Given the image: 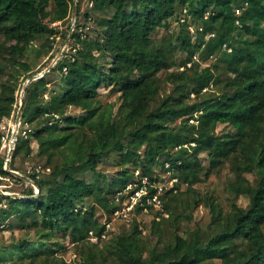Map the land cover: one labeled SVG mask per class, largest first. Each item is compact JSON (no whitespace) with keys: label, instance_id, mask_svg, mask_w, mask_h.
<instances>
[{"label":"trees","instance_id":"trees-1","mask_svg":"<svg viewBox=\"0 0 264 264\" xmlns=\"http://www.w3.org/2000/svg\"><path fill=\"white\" fill-rule=\"evenodd\" d=\"M80 1L77 0L75 24L69 37V42L78 44L72 54L73 61L65 63L66 55H62L47 72L31 79L23 88L20 123L29 126L36 121L37 127L32 130L29 126L21 149L29 154L33 138L39 155L50 162L57 154L60 162L52 167L48 178L35 179L28 175L38 188L37 195L33 196L30 184H22L24 197L0 195L17 209L22 221L26 218L35 222L39 216L45 229L40 234L41 244H25L21 247L22 255L34 258L47 253L49 257L40 258L37 264H57L56 250L45 241L60 233L74 245L89 244L81 264H91L96 243L107 238L113 259L108 264H206L209 259H219L221 264H264V0H93L92 8L109 14L98 20L99 30L94 36L83 38L77 34ZM72 2L0 0V36L13 43L8 47L7 60H0V71L7 74L0 81V119L12 111L16 82L33 77L52 61L55 52H51L52 34H59L61 40L67 37L69 26L59 32L49 28L44 19L69 18ZM191 2L190 21L199 23L209 11L213 37L205 41L197 34L193 40L186 38L179 43L167 38L161 48L155 47L150 34L158 27H167L172 16L180 14ZM235 8L239 9L237 16L233 15ZM83 15L91 20L88 13ZM44 35L49 38L47 56L32 69L23 59L24 52L31 40ZM223 44L230 47L229 52L222 50ZM178 48L185 52L184 59L191 61L190 68L170 72L167 77L172 88L159 98L158 73L173 65L171 55ZM194 54L202 61L209 56L218 57L210 72H205V68L192 60ZM99 57L104 58V63L98 61ZM63 67L66 71L60 74V89L52 91L48 98L49 106L58 108L55 117L52 108L41 100L47 90L46 76L55 69L62 71ZM218 68L229 74L222 91L203 95L202 88L210 81L217 82L214 70ZM108 85L119 92V104L114 111L112 106L101 109L96 102L98 88ZM190 93L195 94L192 101H188ZM68 106L85 112L67 115ZM198 110L201 111L199 122L194 129L186 116ZM218 123L229 124L232 129L215 134ZM185 130H193L190 141L194 146L181 147L190 142ZM117 145L120 166L115 176L102 183L97 177L88 180L84 173L90 171L93 177L96 163ZM171 145H180V153L190 149L191 156L184 157L179 164L176 159L170 161L173 176L187 181L188 191L201 180L200 174L206 177L228 161L234 173L230 188L248 196L247 206L232 205L230 212L223 214L209 197L193 199L194 205L202 202L208 208L215 232L204 240L198 230L187 236L175 233L172 241L148 254L144 253L136 219L129 228H122V233L114 229L107 237H99L104 229L101 218L96 216L94 205H84L83 201L91 197L110 218L114 192L136 170L141 175L154 174L152 164L168 153ZM202 150H207V167L197 157ZM17 152L15 147L11 151L8 162L11 170H15L11 157ZM130 158L136 161L134 165ZM3 162L0 159V178L16 180L4 169ZM245 172L256 175L254 184L248 181ZM178 190L175 193L168 190L162 195L164 210L172 220L177 200H188ZM8 215L6 208L0 209V219ZM159 222H152L151 231L159 228ZM89 231L96 236L95 241L88 238Z\"/></svg>","mask_w":264,"mask_h":264},{"label":"rangeland","instance_id":"rangeland-1","mask_svg":"<svg viewBox=\"0 0 264 264\" xmlns=\"http://www.w3.org/2000/svg\"><path fill=\"white\" fill-rule=\"evenodd\" d=\"M74 2V0H73ZM72 2V6H73ZM77 4V3H76ZM246 6V3L243 4ZM71 6V7H72ZM243 6V7H244ZM50 7H52V4H50ZM185 8L187 9V12L182 16L181 14L176 13L172 18L170 19V22L167 27H158L156 28L151 34L150 38L155 47L161 48L164 43V39L171 38L172 41L179 43L180 41L186 39V38H194L195 35H202L205 38V41L210 40L213 36H209L211 33L209 30L211 23H210V17L209 11H206L204 13L202 21L199 23H192L191 16H189V13L193 9V3H187ZM80 9L81 13L78 19V26H77V34L81 38H83L85 35L87 37L94 36L95 33L99 30V26L97 24L98 20L101 17H107L108 12L107 11H96L94 8L90 7L88 4V0H81L80 1ZM233 10V15H234ZM84 13H88L89 16H91V20L88 18L85 19ZM239 14V13H238ZM237 14V15H238ZM234 15V16H237ZM71 17V15H70ZM183 17V21L180 20V18ZM48 18L44 19V22L47 24L50 22ZM184 23V25H181ZM70 20L69 18H64L61 22V29H57L59 31L64 30L69 26ZM201 27L202 29H199ZM78 28H81V31L78 30ZM70 30V28H69ZM69 32V31H68ZM71 34V33H70ZM58 34L54 33L52 34V51H54L55 46L62 45L65 43V40H61V37L59 39L57 38ZM70 37V36H69ZM68 37V41H69ZM48 35H44L41 37H37L33 40H31L27 48L24 52L23 59L30 64L31 68L34 69L37 65H39L42 60L47 56V50H48ZM74 41L68 42L73 43ZM13 44L12 41H5L2 36H0V60L5 61L8 58V47L9 45ZM222 50H226L227 52L230 51V47L227 46V44L222 45ZM68 53V52H67ZM66 53V55H67ZM218 56L213 55L209 56L207 60H200L197 54H194L192 56V60L197 61L199 63L200 68H205V72H210L211 68L213 67L214 62H216ZM69 57L66 56V62L69 63ZM171 60L173 62V65H171L170 68L167 70H162L158 73L159 82H158V97H165L169 91L172 88V82L168 80V74L170 72H180L186 69L190 68L191 61H186L185 58V52L180 50L179 48L174 50L173 54L171 55ZM22 60V59H21ZM98 61L100 63H104V58L99 57ZM64 73V71L59 70H53L51 71L47 76V90L43 93L41 103L46 105L47 107H50L48 104V98L52 91H58L61 86V80H60V74ZM215 79L217 82H209L207 86L201 89V93L203 95L208 94H219L223 89V84L227 80L229 74L225 73L221 70V68H218L217 70H214ZM7 74L5 71H0V81L4 80L6 78ZM24 82L19 81L16 82L15 89H14V103L12 106V111L9 116H2L0 119V133L1 135L8 129V132H10L11 126L15 123V116L16 112L18 110V107L20 105V100L22 101L23 96V88L26 86ZM194 93L189 94L188 101H192L195 96ZM119 92L117 89L111 85L108 86H101L98 88L97 96H96V102L99 104L100 108H108L109 106H112L113 111L116 109V107L119 104ZM22 104V103H21ZM52 108L54 112V116L57 117V109L56 107H50ZM82 109L68 106L65 109V114L67 115H79L82 114ZM201 111H195L192 116H186L188 124H192L194 126V129L198 126V115ZM178 123V120L175 122ZM1 125H4L6 128L5 130L1 129ZM32 130H34L35 127H37V122H33L31 125H29ZM29 126L27 124H21L19 130L16 135V141H15V148H18V152L16 155L12 158L11 164L12 167L17 170L20 173H23L25 170V167L27 164L36 167L39 166L40 173H38L39 178H48L49 172L51 171L52 167L54 165L59 164L60 157L57 154H54L53 159L48 162L46 157L44 155L38 154V145L33 138L30 142V152L29 154L24 153V151L21 149L24 144V139L29 134ZM231 126L226 123H218L215 127V134H221L225 133L229 130H231ZM24 131V132H23ZM185 133L188 135V141L191 140V137L193 135V130H185ZM1 135H0V159L5 160L7 156V152L5 149L1 148ZM188 146H194V142L190 141L187 142L181 147ZM143 147H140L139 151L142 152ZM180 145H171L169 147L168 153H165L161 156H159L158 160L152 164L153 171L155 172H161L160 168L164 165V162L171 161L176 159V163H180L184 157H189L190 149L187 150L186 153H180ZM120 146L117 145L115 150L109 152V154L106 157H103L99 160V162L95 165V172L92 177V173L89 171L85 172L84 174L87 176L88 180H94L97 177V181L102 183L104 179H108L110 177L115 176L116 170L119 168L120 165H118V162L120 160ZM207 150H202L198 155V160L201 163L202 166L207 167ZM11 156V154H10ZM125 158H129L127 155L124 156ZM132 165L135 164V160L130 158ZM163 161V165H161V162ZM131 168L132 166L129 165ZM8 164H7V168ZM7 171V170H6ZM164 173V171H162ZM82 175V174H80ZM245 176L248 179V181L251 184L255 183L256 175L251 172H245ZM201 180H199L196 183H193L191 185L192 190L188 191L189 183L187 181H183L180 177H178V180L182 182L179 186V190L181 194L184 195L183 198H185L187 195V202L184 201H178L174 204V216L175 219L172 220V217H167L163 220H161L160 226L155 231H151V224L152 222H145L144 223V233H141L142 241H143V247H144V253L148 254L153 250H158L161 248V245L163 243H168L172 241L173 235L175 233L177 234H183L185 236L190 235L191 232L194 230H198L200 232L201 238L204 240L208 236L212 235L215 232L214 225L210 221V212L208 211V208L204 205V203L196 204L194 205L193 199H200L203 200L204 197H209L214 202H216L222 213L226 214L229 213L231 210L232 205L245 207L248 204V196L246 194L237 193L230 188L231 181L234 179V173L232 172L231 163L228 161L223 162L218 168L213 170L211 173H209L206 177L203 176V174H200ZM0 182L4 185H8L11 182L10 180H7L5 178H0ZM23 186L19 185L18 181H15L12 179V185L7 188L9 191H12L15 193V197H24L22 190ZM8 191V190H7ZM17 194V195H16ZM42 199H45V195L41 196ZM84 205H94L95 206V213L96 216L102 218L103 212L99 208V206L94 203L93 199L91 197L87 198L86 201H83ZM6 209L9 211L10 215L6 216L4 219H0V264H29L28 261H33L31 264H37L40 263V258L46 257L47 253H41L39 256L33 257H24L22 255L21 247L25 246V244L29 243H35V244H41L42 241L40 239V234L45 232V229L42 227L40 223L39 216H36L35 222H32L30 219H24L23 221L19 218L18 211L14 207L7 205ZM119 231L122 233L123 229L120 228ZM108 239V238H107ZM103 240L96 243L95 248L93 249L95 255L93 260L91 261V264H108L111 261H113L108 248L110 245V238L107 240ZM48 246H51L53 249H55V256H56V262L57 264H81V257L83 254H85L89 249V244H78L74 245L69 241L68 237H64L60 233H54L53 236L49 238L48 241H45ZM44 244V243H42ZM28 248V247H27ZM33 258V259H31ZM206 264H221V261L219 259H209L206 261Z\"/></svg>","mask_w":264,"mask_h":264},{"label":"built area","instance_id":"built-area-1","mask_svg":"<svg viewBox=\"0 0 264 264\" xmlns=\"http://www.w3.org/2000/svg\"><path fill=\"white\" fill-rule=\"evenodd\" d=\"M88 4L90 7H92L93 0H89ZM234 11V15H237L239 13L238 8H235ZM186 12L187 9L184 7L181 10L180 14L183 16ZM62 20L63 19L50 21L48 23V27L53 29H61ZM69 20L70 30L67 34L65 43L62 45L55 46L56 49L54 48L55 52L52 57V61L46 67L47 69L44 68L46 69L45 72H47L49 68L54 65L62 55H66L67 52L68 53L66 56L69 57V61H73L72 54L77 49L78 44L74 42L70 43V45L68 44V37L70 36V33L72 32L75 24V20L72 21L71 17H69ZM180 20L183 21V17H181ZM235 23L239 24L238 19H235ZM199 29L202 28L199 27ZM78 30L81 31V28H78ZM209 36H213V34H209ZM57 38L59 39V34ZM62 70L65 72L66 68L63 67ZM38 74H36L37 76L35 78H38L43 75ZM14 127L15 123L13 124V126H11L10 132H8L7 129L1 135V148L5 149L7 152V156L3 162L4 169L6 167V164H8L10 160V154L15 145L16 135L20 127V120L18 121L17 127ZM5 128L6 127L4 125H1L2 130H5ZM172 167L173 164L170 161H166L164 162V165L160 168L161 172H155L152 175H141L140 171L136 170L132 178L124 186L117 189L112 195L111 203L114 208L112 210L110 218H107L103 213L101 221L104 225V229L102 230L99 237H107L110 234V231L114 229L119 230L120 228H129L132 224L133 219H136L137 222H139V229H141V232L144 233L145 230L143 228V224L145 222L161 221L167 218L168 214L164 210L162 195L168 190H171L173 193H175L179 189V187L176 185L180 186L181 184H183L178 180L176 176H173ZM40 171L42 170H40L39 166L33 167L27 164L23 173L17 171L16 172L28 177L30 179V182L18 176H13L17 178L23 185H32L34 190L33 196H35L38 194V189L36 187L35 182L28 175H32L35 179H38V173H40ZM162 171H164V173H162ZM1 188L2 185L0 186V195L4 196L5 192ZM5 206V198L0 197V209L5 208ZM88 238L92 241L96 240V236H94L91 231L88 232Z\"/></svg>","mask_w":264,"mask_h":264},{"label":"water","instance_id":"water-1","mask_svg":"<svg viewBox=\"0 0 264 264\" xmlns=\"http://www.w3.org/2000/svg\"><path fill=\"white\" fill-rule=\"evenodd\" d=\"M77 0H74V2H73V6H72V10H71V19H72V21H74L75 19H76V9H77ZM47 69V68H46ZM46 69H44L42 72H40L38 75H42L45 71H46ZM37 75H35V76H33V77H31V78H28L26 81H25V84H27L31 79H34L35 77H36ZM21 103H22V101L20 100V105H19V107H18V110H17V112H16V117H15V127L14 128H16L17 127V125H18V121L20 120V116H21ZM5 168H7V164H6V167ZM10 174H12V175H14V176H18V177H20V178H22V179H24V180H26V181H28V182H30V179L28 178V177H26L25 175H22V174H20V173H17L16 171H13V170H11V169H6ZM37 187V186H36ZM38 189V188H37Z\"/></svg>","mask_w":264,"mask_h":264},{"label":"crops","instance_id":"crops-1","mask_svg":"<svg viewBox=\"0 0 264 264\" xmlns=\"http://www.w3.org/2000/svg\"><path fill=\"white\" fill-rule=\"evenodd\" d=\"M26 168V167H25ZM14 171H17V170H14ZM25 171V170H24ZM18 172V171H17ZM12 175V174H11ZM7 180H10V179H7ZM14 180V179H13ZM15 181H18V180H15ZM19 182V185H22L21 183H20V181H18ZM12 185V179H11V182L8 184V185H4V184H2V188H5L6 190H8V191H4L5 192V195L4 196H8V197H15V193H13L12 191H9V189H7V188H9L10 186ZM17 195V194H16ZM5 202H6V206H5V208L7 207V205H8V203H7V200H6V198H5Z\"/></svg>","mask_w":264,"mask_h":264}]
</instances>
